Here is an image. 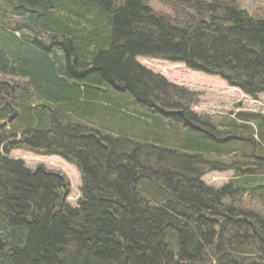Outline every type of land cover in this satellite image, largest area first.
Masks as SVG:
<instances>
[{
  "label": "trees",
  "instance_id": "trees-1",
  "mask_svg": "<svg viewBox=\"0 0 264 264\" xmlns=\"http://www.w3.org/2000/svg\"><path fill=\"white\" fill-rule=\"evenodd\" d=\"M154 2L0 0V264H264V113L193 112L198 94L137 61L257 99L264 8ZM15 148L75 164L78 204ZM226 170L219 188L202 179Z\"/></svg>",
  "mask_w": 264,
  "mask_h": 264
},
{
  "label": "rangeland",
  "instance_id": "rangeland-1",
  "mask_svg": "<svg viewBox=\"0 0 264 264\" xmlns=\"http://www.w3.org/2000/svg\"><path fill=\"white\" fill-rule=\"evenodd\" d=\"M154 1L155 4L161 5L158 0ZM240 3L251 10L264 8V0H240ZM138 61L147 69L161 74L171 83L198 94V103L191 107L193 112L198 114H228L233 111L235 113L238 109L237 105L241 104L242 110L264 113V93L260 94L257 99H253L239 88L229 86L220 77L193 71L182 63H172L143 56L138 57ZM17 83L24 84V82ZM9 157L23 161L26 167L32 169L42 165L48 171L64 174L71 185L70 195L67 199L72 206L78 204L82 181L81 172L75 164L60 155L38 154L25 148L13 149L9 152ZM234 174L233 170L211 171L206 173L202 179L206 184L219 188L228 183ZM254 199L252 202L254 206H264V201L261 198L255 196Z\"/></svg>",
  "mask_w": 264,
  "mask_h": 264
},
{
  "label": "water",
  "instance_id": "water-1",
  "mask_svg": "<svg viewBox=\"0 0 264 264\" xmlns=\"http://www.w3.org/2000/svg\"><path fill=\"white\" fill-rule=\"evenodd\" d=\"M229 137H227V139H228ZM4 246V241H3V239L0 237V248L1 247H3Z\"/></svg>",
  "mask_w": 264,
  "mask_h": 264
},
{
  "label": "bare ground",
  "instance_id": "bare-ground-1",
  "mask_svg": "<svg viewBox=\"0 0 264 264\" xmlns=\"http://www.w3.org/2000/svg\"><path fill=\"white\" fill-rule=\"evenodd\" d=\"M6 56H8V55H6Z\"/></svg>",
  "mask_w": 264,
  "mask_h": 264
}]
</instances>
